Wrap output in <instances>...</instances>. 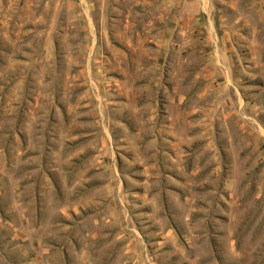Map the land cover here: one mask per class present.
Wrapping results in <instances>:
<instances>
[{"label": "rangeland", "instance_id": "374dc122", "mask_svg": "<svg viewBox=\"0 0 264 264\" xmlns=\"http://www.w3.org/2000/svg\"><path fill=\"white\" fill-rule=\"evenodd\" d=\"M0 264H264V0H0Z\"/></svg>", "mask_w": 264, "mask_h": 264}]
</instances>
